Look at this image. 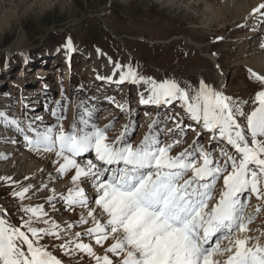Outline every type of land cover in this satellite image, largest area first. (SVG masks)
Listing matches in <instances>:
<instances>
[{
  "label": "rangeland",
  "instance_id": "1",
  "mask_svg": "<svg viewBox=\"0 0 264 264\" xmlns=\"http://www.w3.org/2000/svg\"><path fill=\"white\" fill-rule=\"evenodd\" d=\"M194 2L0 0V113H4L0 117V133H3L0 138L6 137L1 139L8 141L3 140L0 149L4 150L14 140L20 154L29 158L18 163V152L0 163L5 169L11 162L15 165L8 174L0 172V219L6 222V227H20L39 246L72 264H104L93 260L86 250L77 249L74 241L63 239L65 234L55 223L52 226L45 223L39 214L43 212L42 206L48 204L33 200V190L44 187L37 194L47 199L49 195L44 193L54 185L62 191L55 201L61 199L68 207L63 217L70 216L73 209L80 211L86 206L79 200L71 202L74 199L70 195L72 183L80 179L71 178L76 175L75 168L60 171L64 156L70 154L57 155L58 142L49 150L43 145L29 144L25 139L27 136L34 141L38 132L53 126V138L61 132L65 135L79 133L81 129L91 132L94 126L105 131L106 143L120 146H139L148 136L150 142L155 141L160 147L171 145L169 157L191 153L189 159L196 166L202 163L199 150L203 149L211 153L213 166L224 167L216 181L214 195L219 197L223 176L232 171L227 157L235 158L237 164L242 157L217 128H205L202 119L191 118L187 105L194 103L192 97L199 93L203 82L198 70L206 72L212 92L230 98L234 119L239 125L238 129L233 128L232 137L240 131L249 147H254V139L264 144V134L256 132L254 136L248 127V116L260 107L252 89L261 81L257 75L256 82L249 81L246 76H253V72L243 64L252 57L244 56L242 48V43L249 40L244 37L249 35L250 27L245 26L238 32H234L236 26L226 31H219L216 26L207 29L202 25L204 19L200 12L206 10L205 3L211 9L214 4L207 1L194 7ZM69 38L71 50L66 47ZM230 41L236 47H229ZM246 45L251 46V40ZM130 70L135 77L122 80V75ZM164 81H174L187 93L188 99L177 96L170 102L163 99L160 103L141 102L149 99L153 84ZM200 104L202 117V100ZM236 107L243 114L236 113ZM71 158L77 164L91 160L102 170L108 169L101 180L112 174L113 164L106 166L97 161L94 150ZM120 164L121 168L123 163ZM249 167L259 172L255 165ZM44 170L55 175L52 183L39 175ZM191 175L189 170L185 178ZM259 187L264 189V177L260 178ZM242 198L247 201L243 208L247 212L244 221L248 220L244 232L249 234L247 238L252 237L246 246H264V199L252 193H244ZM212 200L210 205L214 204L215 199ZM25 209L37 211L33 214ZM28 221L32 227L45 232L32 237L27 227H21ZM234 232L232 238L239 233ZM253 240L257 241L251 243Z\"/></svg>",
  "mask_w": 264,
  "mask_h": 264
},
{
  "label": "snow or ice",
  "instance_id": "2",
  "mask_svg": "<svg viewBox=\"0 0 264 264\" xmlns=\"http://www.w3.org/2000/svg\"><path fill=\"white\" fill-rule=\"evenodd\" d=\"M259 9H264V4L253 12ZM66 47L72 49L70 38ZM252 75L256 76V73ZM128 76L134 78L135 73L130 70L121 79ZM257 79L264 81V76H257ZM177 96L188 99L178 84L164 81L159 85L153 84L149 99L141 102L160 103L162 99L170 102ZM257 99L260 107L248 116V127L254 136L256 132L264 134V91L257 93ZM192 100L194 103L187 105L191 118L202 119L205 128H217L242 157L239 164L235 158L227 157L232 171L223 176V190L217 202L211 205L209 202L213 199L217 178L224 167L219 164L213 166L211 153L203 149L199 150L202 163L196 166L189 159L191 153L169 157L167 152L171 145L160 147L155 141L150 142L148 136L136 147L106 143L105 131L94 126L91 132L82 129L79 133L67 135L61 132L54 138L53 126L43 133L38 132L34 141L27 136L25 139L29 144L43 145L49 150L58 142L56 154H70L64 156L65 163L60 166V171L72 166L76 170L72 177L74 181L79 177L92 178L94 185L98 186L96 204L107 215L108 227L104 228L98 221L89 232L95 233L96 242L100 243L107 239L110 229L116 243L109 251H123L122 264H264V246H246L247 237L232 239L234 231H246L242 195L252 193L258 199H264V189L259 187L260 178L264 177V144L254 139V147H249L240 131L235 132V138L232 137L233 128L238 129L239 125L234 119L230 98L222 93L212 92L201 82L200 91ZM235 112L243 114L239 107ZM2 116L4 113H0ZM89 150H94L97 161L105 165L123 163L124 167L112 170L110 176L101 180L108 169L102 170L91 160L86 162V168H82L71 158ZM250 165H255L259 172L251 170ZM189 170L192 175L185 178ZM76 195L83 197V189H79ZM79 203L86 204L87 199L82 198ZM25 210L33 214L37 211ZM5 223L0 219V264H60L20 227H6ZM21 227H27L32 237L45 232V229L32 227L30 221ZM224 240L228 241L227 245L222 243ZM77 247L90 254L92 252L88 245L77 244ZM225 254L227 259L221 262L218 257ZM103 259L104 264H112L107 256Z\"/></svg>",
  "mask_w": 264,
  "mask_h": 264
},
{
  "label": "bare ground",
  "instance_id": "3",
  "mask_svg": "<svg viewBox=\"0 0 264 264\" xmlns=\"http://www.w3.org/2000/svg\"><path fill=\"white\" fill-rule=\"evenodd\" d=\"M173 1H176V3H179V4L185 3V0H173ZM207 1L212 2L214 6L211 9V6L208 3H205L204 6L207 7L206 10L205 11L202 10L200 12L204 19V22L202 21L203 27L208 29L213 26H216L218 27L219 31H223V30L226 31L229 27L236 26V30L234 32H238L241 30V28H244L245 26H249L250 27V32H248L249 35L244 37V38H248L249 40L245 39L246 41L242 43V48H243V53L245 54L244 56L246 57L252 56V57L250 59H247L245 63L243 64L245 67L251 69L252 72L256 73L257 76H264V9H259V11L253 12V9H258L259 5L264 4V0H195V2L192 5L195 7V5H197L196 3L204 4V2H207ZM2 6L4 7V4H2ZM228 38H230V36H228ZM250 40H251L252 45L251 46L246 45ZM229 47L234 48L236 47V45L234 42L233 43L231 42ZM198 74H199L198 76L201 77L203 84L207 87V89H209L208 82L206 81L208 80L206 77V72L204 70H198ZM246 78L249 81L256 82L254 79L255 78L254 76L247 75ZM245 82H247L246 79H245ZM245 84L247 85L248 83H245ZM256 86L257 88L252 89V92L257 97V93L264 91V81H259V83ZM2 107L5 108V106H2ZM1 134L3 133H0V135ZM1 138H6V137H1ZM1 138H0V144L3 142V140H5V139L2 140ZM6 140L5 142H8ZM9 142L11 144L10 146L4 147L5 148L4 150L0 149V163L3 160H5L8 155H11L13 153L18 154L19 152L17 149V146H15L17 141L12 140ZM17 159L19 163L21 161L24 162L29 158L25 156L24 154H20L19 152V156ZM87 161L89 160H81L78 163V165H80L82 168H86ZM3 166L0 165V172L4 174L6 173L8 174L13 169V166L15 165L13 164V162H11L9 164L8 169H5ZM70 167L71 166L67 168L70 169ZM69 173L70 174H68V176L71 177L72 172H69ZM16 174H18V172ZM75 174H76V171H75ZM39 175L42 177H45L46 179L45 181H47L48 183H52V179L55 177V175H50V173H46L45 170L40 172ZM68 182H70V180H68ZM68 182H66V184ZM43 185H45V183ZM72 185H74V187L70 189L72 193L70 195L74 197L73 200H80L82 198L87 199V203L83 204L86 206L82 208V210L76 211L75 209H73L74 212L69 214L70 216L63 217L62 214L66 212L68 207L66 206L64 202H61V199H59L58 202H56L58 199L59 193L62 191L59 192L58 189L60 187L52 185L49 188L47 187L48 190L44 193L45 196L47 194L49 195L47 199H45V197H43L42 194H37L38 190L40 191L44 187L35 189L32 192L33 196L35 197V199L33 200H39V201L42 200V203L45 202V205L48 204L45 207H43L44 205L42 206L43 212L40 213L39 216L43 217V220L47 221L49 226H52L55 223V225L59 228V230L65 234L63 235L64 238L63 237L61 238L65 240L70 239L74 241V243L76 244L75 247H77V244H84V245H88L92 251L95 250L94 252H91V254L86 250L87 255H92L93 260H97L98 262L104 263L103 258L107 256L108 259L112 262V264H122V260H123L125 253L119 249L115 252L109 251L112 245L116 243V238L114 234L110 233V229H109V234L107 236V239L102 240L100 243L96 242V238H92L95 233L89 232V229H94L96 227V222L98 221L101 223V225L104 228L108 227L107 226V215L103 213L101 207L96 204V198L98 195V192H97L98 186L94 185V181L92 180L90 176L80 177V179L73 182ZM79 189H83V197H78L76 195V192ZM254 203H256V201ZM34 204H36L37 206V203H34ZM90 212L92 213V215H89ZM95 212L96 214L94 215ZM41 224H42V221H41ZM45 228H49V227L46 225ZM247 235L249 234L245 232H239L238 234H234V237L232 239L235 240L236 238H242L244 236L247 237ZM251 238L252 237H249L248 240H250ZM256 241L257 240H253L250 242L255 243ZM77 249H80V248L77 247ZM49 253L52 256H54L56 260L60 262V264H72L69 261H66V259L62 257L61 258L57 257L54 253H51V252ZM87 259L88 258L82 261H85ZM218 259H220L221 262H223L224 260L227 259V254L224 255L223 258L218 257ZM87 264H91V263H87Z\"/></svg>",
  "mask_w": 264,
  "mask_h": 264
}]
</instances>
